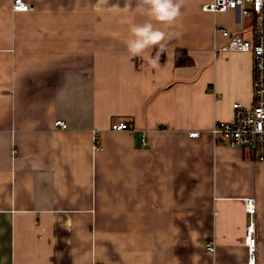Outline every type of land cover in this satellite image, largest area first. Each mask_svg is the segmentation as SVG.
Returning <instances> with one entry per match:
<instances>
[{"label":"crops","instance_id":"0c3cea01","mask_svg":"<svg viewBox=\"0 0 264 264\" xmlns=\"http://www.w3.org/2000/svg\"><path fill=\"white\" fill-rule=\"evenodd\" d=\"M24 1L0 0V264H249L252 224L264 264L263 152L212 135L253 104L252 54L221 32L251 40L253 18L185 0L153 67L126 47L140 0Z\"/></svg>","mask_w":264,"mask_h":264},{"label":"built area","instance_id":"2783aa9c","mask_svg":"<svg viewBox=\"0 0 264 264\" xmlns=\"http://www.w3.org/2000/svg\"><path fill=\"white\" fill-rule=\"evenodd\" d=\"M204 10L212 13H225L240 11L242 15L254 20L252 39L247 40L240 35L231 34L222 30V34L228 39L227 45L222 51L251 53L254 64L253 76V104L245 108L240 103H235L234 116L229 122H216L212 128V135L216 144H225L232 148H250L255 153L263 152L259 161L264 162V0H212L205 5ZM13 10L27 12L30 6L24 0H14ZM55 126L67 129V124L58 120ZM114 131H131L127 123H115ZM198 137L199 133L190 134ZM146 144L145 139H142ZM247 210L250 214L255 213L253 199L246 200ZM255 226L252 224L247 230V245L249 247V264H255ZM213 242L207 244L210 253L215 252Z\"/></svg>","mask_w":264,"mask_h":264},{"label":"clouds","instance_id":"9594fccd","mask_svg":"<svg viewBox=\"0 0 264 264\" xmlns=\"http://www.w3.org/2000/svg\"><path fill=\"white\" fill-rule=\"evenodd\" d=\"M109 0H97L95 10L102 12L105 10L120 9L117 5L108 7ZM185 0H140L137 11L147 19L140 24H131L130 37L126 40V47L132 57L144 59V53L148 50L155 51V55L149 54V62L153 67L159 64L162 54L166 53L167 34L157 27V24L172 25L182 16V8ZM130 4L126 3L122 11L130 9ZM124 23H130L127 19Z\"/></svg>","mask_w":264,"mask_h":264},{"label":"trees","instance_id":"16d2710c","mask_svg":"<svg viewBox=\"0 0 264 264\" xmlns=\"http://www.w3.org/2000/svg\"><path fill=\"white\" fill-rule=\"evenodd\" d=\"M176 64L178 66H189L192 65V60L187 57L186 53L182 51L177 52ZM160 59H163V55H161Z\"/></svg>","mask_w":264,"mask_h":264}]
</instances>
